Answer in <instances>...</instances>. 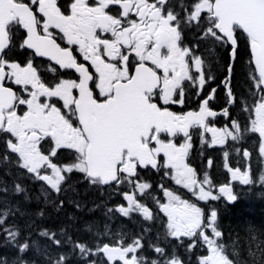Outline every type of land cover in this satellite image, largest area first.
<instances>
[{
    "label": "snow or ice",
    "instance_id": "snow-or-ice-1",
    "mask_svg": "<svg viewBox=\"0 0 264 264\" xmlns=\"http://www.w3.org/2000/svg\"><path fill=\"white\" fill-rule=\"evenodd\" d=\"M114 7L116 14H112ZM179 7L183 15L172 0H72L67 11L58 0H0V136L5 137L7 151L15 155L21 175L44 182L51 192L63 191L68 174L82 173L90 184L107 186L110 195L119 194L126 201L127 206L118 205L108 213L128 218L138 213L144 221H159L165 239L170 237L182 246L186 238L187 253L198 246L204 250L197 264H234L220 240L218 212L206 215L197 203L163 184L159 187L164 200L157 199L149 191L152 185L141 178V170H163L164 176L197 201L237 199L228 185L219 187L220 195L214 194L208 173L198 179L187 159L193 129L201 130V142L209 146L239 141L242 131L258 134L259 153L264 155V0H180ZM192 28L200 33L199 41L212 45L213 54L216 48L228 53L221 84L228 105L239 102L247 115L245 129L236 119L230 128L210 124L209 118H230L228 107L221 112L210 107L217 88L202 99L198 111L170 110L172 105L187 103V89L199 97L215 80L206 74V60L184 43V30ZM20 32L24 36L19 47L30 54L23 64L6 59ZM242 44L250 57L251 100L237 98L231 87ZM36 58L48 61L47 67L35 63ZM55 66L74 71L76 78H59ZM58 102H62L59 107ZM206 134L211 135L210 141ZM180 137L183 142L177 143ZM64 151L73 159L57 162ZM243 155L248 157L249 152ZM228 156L225 151V167L232 179L251 184L248 172L229 167ZM259 180L264 183V175ZM13 191L28 200L21 184L16 183ZM42 194L47 201L48 191ZM141 197L150 198L166 219L154 214ZM13 214L11 209L0 212V233L21 254L13 264H28L23 254L37 241H21L15 225L5 226ZM103 235H109L107 224ZM40 236L56 247L71 242L49 230ZM143 240V234L129 239L128 233L115 232L111 242L97 241L92 248L77 242L74 248L81 257L100 258L86 264H186L175 246L169 253L159 243L149 244L156 257L149 260ZM42 252L50 264L67 262V254L50 256L48 246ZM0 264L8 261L0 258Z\"/></svg>",
    "mask_w": 264,
    "mask_h": 264
},
{
    "label": "trees",
    "instance_id": "trees-1",
    "mask_svg": "<svg viewBox=\"0 0 264 264\" xmlns=\"http://www.w3.org/2000/svg\"><path fill=\"white\" fill-rule=\"evenodd\" d=\"M189 2L190 0H185V3ZM177 3L179 5L180 0H177ZM175 10L183 15L181 8L179 10L175 8ZM199 36L200 33L194 28L184 30L185 42L192 48L196 47L198 52H203L208 72L220 84L225 75L224 67L228 63V53L222 48H216L213 54L212 45L199 41ZM249 58L248 49L242 44L239 58L235 63L231 87L237 98L244 97L251 100L249 92L253 90V84L248 76ZM217 95L219 104L226 106L228 103L224 87H219ZM243 121V126L246 128L249 124L246 114ZM245 137L244 147L249 152L250 158L245 159L241 167L248 169L252 179L249 185L232 180L225 168L224 150L221 148H206L196 141L189 157V162L196 170L199 179H202L207 172L209 177H212L214 185L231 186L233 194L237 197L235 201H228L224 197L216 201H197L186 189L175 185L171 179L164 176L163 170L160 172L141 170V178L152 185L149 191L161 201L164 197L159 186L163 184L182 198L197 203L204 209L206 215L216 210L218 227L222 231L220 240L225 244L226 254L234 260V264H264V183L259 180V177L264 175V155L259 153L258 134L245 132ZM5 156L8 157L7 161L4 160ZM72 159L70 155L61 154L57 162L68 163ZM15 160V155L6 149L5 137L0 136V188L7 189L6 192H0V212L7 209L13 211L14 214L7 218L5 226L15 225L20 231L21 241L25 238L29 242L37 241V245L30 247L29 251L23 254V259L28 264H50L49 256L42 252L45 246H48L50 256L58 258L61 254H67L66 264H86L93 259L99 261V257H81L79 250L74 248V243H86L92 248L97 241L111 242L112 234L115 232L128 233L129 239L143 234L144 255L149 260L156 258L148 247L149 244L155 243L166 247L169 253L175 246L176 254L186 264H197V258L205 254L199 246L193 249L192 253H187L185 249L189 241L186 238L182 246L170 237L165 239L163 225L157 220L144 221L138 213H133L131 218L123 217L116 212L108 213V209H115L118 205L127 206L126 201L119 194L110 195V189L107 187L90 184L82 173L68 174V178L62 185L63 191L56 194L51 192L44 182L33 180L26 174L21 175L23 170L16 167ZM16 183L26 189L27 201L24 194H14L13 189ZM45 190L49 193L47 201L42 194ZM140 199L154 214L161 219H166L162 217L150 198L141 197ZM61 202H63L62 205ZM16 208L20 211H16ZM41 212H43L42 216ZM106 224L109 232L107 236L103 235ZM145 229H147L146 232ZM44 230L57 233L61 240L70 238L71 242L56 247L47 238L40 236V232ZM20 255L16 246L6 243L4 235L0 233V258L6 259L8 264H13Z\"/></svg>",
    "mask_w": 264,
    "mask_h": 264
},
{
    "label": "flooded vegetation",
    "instance_id": "flooded-vegetation-1",
    "mask_svg": "<svg viewBox=\"0 0 264 264\" xmlns=\"http://www.w3.org/2000/svg\"><path fill=\"white\" fill-rule=\"evenodd\" d=\"M72 2V0H58L59 5L61 6L62 10L67 11V9L70 6V3ZM173 2V6L174 8L179 10V5H177V0H172ZM118 11L117 8H113L112 9V14H116V12ZM24 36L23 32H20L17 38V43L16 46L12 49L11 52L8 53V55L6 56V59L9 60H14L16 62H20V63H24L26 62V59L29 57V52L25 51L24 49H21L19 47V42L22 40ZM63 43V42H61ZM199 56H204L203 52H199L197 53ZM77 58L80 62H83L82 57L79 56V54H77ZM35 63H40L42 64L43 68L47 67V64L49 63L48 61H41L40 58H36ZM57 67L58 72L60 73V77L59 78H64V79H75L76 75L74 73V71L72 70H63V69H59V66H55ZM91 70V69H90ZM51 73H47L46 76L47 77H51ZM13 87L15 88V86L13 85ZM219 87H223V85L217 81V79H215L214 81L210 82L209 84L206 85L205 90L201 93V95L198 97L194 94V90L189 88L186 90V95L188 97H190V99L187 101V103L183 106L181 105H172L170 107V110L175 111L177 113H183V112H187V111H198L199 110V104L202 101V99L206 98L208 92L211 91L212 88H217V91L219 89ZM226 96V94H225ZM62 104V102H58L57 106L59 107ZM226 105V104H225ZM210 107L212 108V110L217 111V112H221L225 107L229 108V112H230V118H225L223 116H217L216 118H209V122L211 125H214L217 128H222L225 126H228L229 128L231 127V120L232 119H236L239 121V123L243 122V120L245 119V113L241 111V105L240 103L238 104H234V105H226V106H222L219 104V99H218V95L216 94V99L212 102H210ZM192 132V142L197 138L200 137V129H193L191 130ZM206 137L211 139V135L210 134H206ZM183 142V137L178 138L177 143H182ZM231 148V147H230ZM230 148L228 151H230ZM67 151H64L62 154H66Z\"/></svg>",
    "mask_w": 264,
    "mask_h": 264
},
{
    "label": "rangeland",
    "instance_id": "rangeland-1",
    "mask_svg": "<svg viewBox=\"0 0 264 264\" xmlns=\"http://www.w3.org/2000/svg\"><path fill=\"white\" fill-rule=\"evenodd\" d=\"M206 65H207V64H206ZM206 71H208V70H207V67H206ZM210 140H211V139H210ZM218 146H222V145H218ZM231 175H232V174H231ZM197 178H198V177H197ZM208 187H209L208 185H205V189H206V190L208 189ZM212 190H213V188H212ZM213 193H214V190H213ZM217 193H219V190H218ZM214 194H215V193H214Z\"/></svg>",
    "mask_w": 264,
    "mask_h": 264
}]
</instances>
